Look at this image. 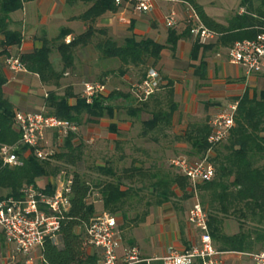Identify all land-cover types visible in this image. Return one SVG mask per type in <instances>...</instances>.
Masks as SVG:
<instances>
[{
  "label": "trees",
  "instance_id": "16d2710c",
  "mask_svg": "<svg viewBox=\"0 0 264 264\" xmlns=\"http://www.w3.org/2000/svg\"><path fill=\"white\" fill-rule=\"evenodd\" d=\"M33 1L36 0H0V36L2 37L0 40V151L5 146H17L16 154L20 162L10 167L4 165L0 158V200L5 197L21 198L24 188L28 186L40 188L39 179L53 180L60 172L52 165V161L38 160L26 146L19 144L20 135L14 130L17 111L3 91L7 82L2 70L3 66L6 67V58L18 56L25 70L37 75L43 85L59 88L65 73L74 67L75 52L79 48L94 44L104 59L118 60L124 67H145L151 61L153 66L156 65L165 49L175 54L178 41L191 36L188 27L183 34H178L172 28L168 31L166 44H160L151 39H138L135 34H132L122 45H119L108 35L107 29H98L94 23L106 13L118 12L129 0H122L120 4H117L115 0H79L88 6L87 10L78 17L79 20L88 24L85 32L66 43L65 38L70 31L63 29L53 41L44 40L41 48L31 53L13 55L10 49L19 48L23 37L20 31L10 28V15L21 10L25 3ZM183 1L196 11L208 29L218 34L215 43L202 44L199 40H195L191 50L193 60L198 59L201 49L205 51L228 49L236 41L255 39L264 30V0H241L240 7L245 9L244 12L231 16L226 25L209 17L196 0ZM52 44H54L53 47ZM53 48L63 62L61 70L56 69L51 60ZM153 66L151 65L149 69H155ZM206 71L207 64L201 60L196 68V77L206 80ZM125 73V70H120V74ZM262 76L264 78V74ZM162 87H165L162 95L158 92L147 101L140 102L136 108H129V114L137 117L144 110H148L151 103H154L156 110H152L151 117L143 121V137L172 127L174 115L178 111V104L174 100L173 83L169 81L166 86L162 84ZM73 98L75 103L71 104L70 99ZM119 100L129 104L137 102L129 92L112 91L95 98L92 104H86L81 97L74 96L71 89H67L62 95L54 90L48 92L45 105L48 114L79 126L84 123L85 117L86 123H96L97 120L105 117L112 118ZM235 102L237 103L235 126L226 141L213 147L211 161L215 167V177L198 188L203 203L207 202L209 207L208 212L205 211L208 217L209 233L216 249L220 252L248 254L261 251L255 250L258 245L264 246V230L245 231L241 223L238 233L228 235L223 230L222 216H227L232 211L233 214H238L239 219L244 221L250 219L264 227V91L250 95L247 89ZM163 106L166 107L163 108ZM109 132L119 135L115 124L109 126ZM210 133L211 126L207 120L192 122L188 125L181 137L182 141L190 145L187 159H200L206 155L210 148L208 143ZM75 138L76 135L70 133L64 139V151L58 152L53 160L76 166L82 160L83 154L81 146L75 145ZM98 170L109 178L95 185L101 193L103 208L111 215L120 214L123 223L133 222L137 225L146 216L144 213L142 216L129 219L125 213L124 207L128 205L130 196L136 195L135 189L131 187L123 189L125 180L132 181L136 177L149 176L152 180L149 188L153 200L147 203L148 206L171 203L177 198L176 190L182 193L181 200L192 197L189 181L176 171L172 173L157 170L147 175L148 172L143 168L133 166L123 169L118 176L108 167L98 168ZM71 181L70 209L61 220L58 242L56 239L45 241L40 251L42 263L100 264V252L87 253L86 228L96 218V207L93 202H90L93 188L78 172L73 173ZM42 189L51 194L55 190V184L49 181ZM141 189L139 188L140 191ZM133 264H163V262L144 260Z\"/></svg>",
  "mask_w": 264,
  "mask_h": 264
},
{
  "label": "crops",
  "instance_id": "0c3cea01",
  "mask_svg": "<svg viewBox=\"0 0 264 264\" xmlns=\"http://www.w3.org/2000/svg\"><path fill=\"white\" fill-rule=\"evenodd\" d=\"M133 1L136 0L125 2L124 6L116 13H106L94 23V26L98 29H107L108 35L119 45H122L125 39L132 34H135L138 39H151L157 43L166 44L169 29L165 25V16L170 12H174L178 19V24L174 29L178 34H183L186 31L185 19L192 8L183 0H156L152 10L147 13L135 11ZM87 8L88 6L79 0H36L25 3L21 10L10 15V28L20 31L23 37L19 48L10 49L11 54L31 53L35 49L41 48L44 40L53 41L63 29L70 31V34L65 38L66 43L70 42L74 37L86 31L88 24L79 20L78 17ZM206 14L211 17L207 12ZM219 23L227 24L226 22ZM1 39L2 37L0 36ZM195 40L193 36H187L178 41L175 54L169 49H165L156 65L153 66L152 61L148 63V65H152L160 72L163 86H166L169 81L173 83L174 100L178 104V111L174 115L172 125H178L179 128L184 130H186L187 122L190 118L197 117L200 119L204 116L210 124L218 114L226 110V107L235 104L236 99L241 97L247 89L250 95L255 92L258 93L256 90L257 84L261 85V91H264V78L262 75L246 78L245 71L241 67L229 63L227 57L226 60L218 58L217 55L213 54V50L205 51L201 49L198 59H191V50ZM216 41L206 44L215 43ZM53 45L51 46L53 47ZM80 49L78 53L82 57V68L80 69L77 66L75 58L74 67L68 70L64 77H68L73 69L82 71L83 77L89 79L96 78L97 74H104L106 63L110 60L102 58L101 53L94 44ZM53 55L54 48L51 53V60L54 64ZM201 60H204L207 64L206 80L199 79L195 74ZM142 68L143 66H126L124 68L126 73L121 79L128 82L129 85L134 78L137 81L143 79L145 72L141 76L139 72L135 73ZM2 70L7 79L3 87L5 97L13 104L16 111L38 112L47 109L45 97L54 87L43 85L37 75L27 70L14 73L5 66H3ZM64 80L65 78L62 79V81ZM164 88L162 87L160 90L161 93L164 92ZM117 91L123 92L119 89ZM74 96L81 97L77 94H74ZM70 103L74 104L75 98L70 99ZM85 121L86 117L84 118V123H86ZM111 124L117 126L119 135L109 132ZM88 125L87 132L93 135L89 139L90 142L98 140L102 135L103 138L105 136L110 141L116 142L122 129L117 121V108L112 118H101L96 123H88ZM103 127L106 128V131L102 133ZM167 148H170V146H167ZM89 155L92 154L90 153ZM121 160H123V157H121ZM97 166L100 168L106 167L103 164H98ZM133 166L141 167L139 164ZM130 187L132 188L131 185ZM123 189L127 188L123 187ZM135 191L136 195L130 196L127 207L131 205L141 207L138 203L141 204L142 200L137 195L141 191L139 188L135 189ZM176 193V199H179L178 202H183L181 200L182 193L179 190H176ZM93 195L100 197L99 202L102 203V213L100 215L109 214L103 208L100 191H95ZM149 202L151 200L145 201V209H143L142 213L137 212L136 216H142L144 213H146V216L137 225H132L131 229L128 230V239L125 240L127 241V246L124 245L122 237L121 247L118 251L120 259L123 258L125 251L131 246L139 249L141 258L151 262L160 260L168 253L170 248L183 251L199 241L198 230L189 224L187 220L191 207L183 213V210L180 209V204L166 203L160 206L154 204L148 206L147 203ZM100 215H97L96 208V217ZM118 215L114 216L118 219ZM121 232L123 233L124 231L121 230ZM97 251L93 246L87 247L88 254H93ZM22 256L18 255L14 247L7 244L3 235L0 234V264L22 262L20 260ZM222 259L223 264H251L250 260H247L246 257L244 258L241 253L225 252Z\"/></svg>",
  "mask_w": 264,
  "mask_h": 264
},
{
  "label": "built area",
  "instance_id": "2783aa9c",
  "mask_svg": "<svg viewBox=\"0 0 264 264\" xmlns=\"http://www.w3.org/2000/svg\"><path fill=\"white\" fill-rule=\"evenodd\" d=\"M120 4L122 0H115ZM156 0L133 1V8L139 13L150 12ZM132 2V0H129ZM192 8V7H191ZM191 36L206 44L214 42L218 34L208 29L192 8L185 19ZM177 16L170 12L165 16L168 29L176 27ZM227 59L232 65L241 67L246 78L264 74V30L252 40L236 41L227 49ZM6 67L14 73L25 70L18 56L5 59ZM162 78L156 69H149L143 79L130 85L129 93L137 102H145L154 94L160 92ZM108 87L101 82H88L83 85L81 98L86 104H92L94 99L106 95ZM47 97V95H46ZM237 103L218 114L210 123L211 133L208 137L210 148L200 159L186 157L172 158L169 162L176 172L187 178L192 189L210 182L215 177V167L211 161L213 147L227 140L235 126ZM78 126L54 115L46 110L38 112L17 111L14 119V130L19 133V144L26 146L40 161H52L59 152L53 144L56 140L65 139L70 133H76ZM60 141V140H59ZM17 146L3 147L0 158L4 165L13 167L19 164L16 154ZM55 190L48 194L42 188L28 186L22 190L21 198L5 197L0 200V234L5 241L13 246L18 255L28 256L41 251L47 239H57L61 228V220L70 209L71 178L62 176L54 181ZM187 220L199 232V241L191 247L178 251L170 248L160 259L163 264H223L225 252L216 249L209 233L208 217L204 207L195 201L189 209ZM86 239L89 245L101 254L100 264H133L142 260L139 249L128 248L122 259L118 257L122 236L117 220L113 215L104 213L90 222L86 228ZM229 253V252H227ZM251 264H264V250L242 254ZM13 264H30L15 262Z\"/></svg>",
  "mask_w": 264,
  "mask_h": 264
},
{
  "label": "rangeland",
  "instance_id": "374dc122",
  "mask_svg": "<svg viewBox=\"0 0 264 264\" xmlns=\"http://www.w3.org/2000/svg\"><path fill=\"white\" fill-rule=\"evenodd\" d=\"M205 11L213 17L218 22H226L228 19L237 13H243L244 8L240 7L241 0H196ZM258 4V3H257ZM166 5V4H164ZM122 41V40H119ZM81 49L76 50L75 58L77 60V66L81 69L83 62L81 54L79 55V51ZM213 54L217 55L218 58L222 60H226L227 57V50L223 49H215L213 50ZM54 65L56 69L61 70L63 68V62L60 60V56L56 49H54L53 55ZM151 65L147 67H143L139 71L135 73L143 74L146 72ZM124 66L118 60H110L107 61L105 66L104 74L100 75L97 74L96 78L89 79L84 78L82 71H77L73 69L70 71L68 77L65 78L64 81L61 80L59 88H53L59 94H64L67 89H71L73 94L82 95L83 92V85L86 82H101L107 85L108 93L112 91H117L118 89L123 92H129L130 85L137 81L134 78L129 85L128 82L123 81L121 77L123 76L120 74V70H124ZM231 68V66H230ZM74 84V85H73ZM256 90L259 93L262 90L261 85L256 86ZM162 95L163 93L160 92ZM140 104V102L135 103H127L123 100H119L117 105V121L121 126V133L118 138V141H110L107 137L103 138L100 136L98 140H94L92 142L89 141L90 137L93 135L87 132L88 123H82L78 126L77 132L75 133L76 138L74 139L75 145H80L82 148V160L76 164V166H71L64 161H55L52 160V165L60 170L58 176H62L65 179L71 178L74 172H78L86 181L90 183L93 188V193L95 191H99L95 185L99 183H103L104 181L109 180L108 176L102 174L98 168V164H103L106 167L111 168L115 173L119 176L121 175L123 169L129 168L133 165L139 164L145 171L147 175L156 172L157 170H166L172 173H175V170L170 167L169 162L172 158L176 157H186L187 153L190 150V145L181 140V137L184 135L185 131L182 128H179L178 125H172V127L168 130L164 131H156L153 134H150L148 137L142 136L143 131V121L149 119L151 117V111L156 110L154 108V103H152L148 110H144L142 114H139L137 117H133L129 114V108L133 107L136 108ZM166 106H163L165 108ZM229 109V107H226ZM46 111H48L46 109ZM206 118L203 116L200 119L190 118L188 119L186 129L188 125L192 122H204ZM104 130L101 132H105L106 128L103 127ZM92 135V136H91ZM107 136V135H106ZM117 138V137H116ZM53 144L60 153L64 151V139L56 140V137H52ZM102 141V142H101ZM119 142V143H117ZM186 145V147H184ZM170 146V148H167ZM91 153L92 155H89ZM123 157V160H121ZM125 161V162H121ZM58 176L56 178H58ZM55 178V179H56ZM55 179H48L42 178L38 180V186L43 188L49 181L53 182ZM152 180L149 176L145 178L136 177L134 180H125L124 187H135L142 188L141 193L137 194L139 198H141V204L138 203L141 207L139 208L137 205H131L129 207H124V211L127 214L129 219L136 217L137 212L142 213L143 209H145V201L151 200L153 197L150 194L149 185L151 184ZM202 185V184H201ZM200 186V185H199ZM190 188V193H192V197L188 200H183V202L179 203V199H173L171 204H180V209L188 210L192 204L197 200L201 203L205 210L208 212V204L207 202L203 203L201 199V194L199 192V188L197 187L196 190ZM90 196V202H93L95 207L97 208V215L102 213V203H100V197ZM153 200V199H152ZM95 201V202H94ZM182 213V214H183ZM230 214L227 216H222L223 219V230L224 233L228 235L236 234L240 231V224H243V229L245 231H254V230H264L263 226L259 223L254 222L252 220H241L235 214ZM114 216V215H113ZM116 219L117 217L114 216ZM118 225L119 230L124 231L121 232V236L124 240V245L127 246L128 230L131 229V226L134 225L133 222H126L123 223L121 215H118ZM58 242V239H56ZM91 245H87L90 247ZM264 250V246L258 245L255 251ZM245 258V257H244ZM247 258V257H246ZM22 262H29L30 264H43L40 252L37 251L25 257H20ZM248 260V258H247Z\"/></svg>",
  "mask_w": 264,
  "mask_h": 264
}]
</instances>
